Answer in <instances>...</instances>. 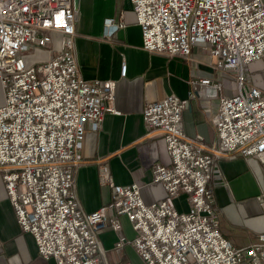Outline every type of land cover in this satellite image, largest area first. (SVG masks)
I'll list each match as a JSON object with an SVG mask.
<instances>
[{
    "label": "built area",
    "instance_id": "built-area-1",
    "mask_svg": "<svg viewBox=\"0 0 264 264\" xmlns=\"http://www.w3.org/2000/svg\"><path fill=\"white\" fill-rule=\"evenodd\" d=\"M149 53L190 60L196 45L209 47L215 70L239 72V93L221 96L222 85L201 80L220 105L211 124L218 142L208 151L186 136L184 101L172 94L148 103L143 120L160 131L169 165L154 167L164 199L147 204L138 184L117 185L107 166L99 181L112 190L110 206L87 213L75 175L88 127L98 131L114 107L117 82L87 81L73 53L74 0H0V170L23 232L38 253L57 264H106L99 235L120 231L119 217L133 225V244L146 264H264V233L236 247L221 231L210 181L215 159L239 153L264 168V91L244 89V69L264 57V0H131ZM125 27L123 17L106 20L104 36ZM59 40L46 64L29 65L24 55ZM127 66L121 75L126 77ZM193 96L192 92L189 93ZM187 196L180 212L174 200ZM264 210V192L259 198ZM112 208L116 217L108 220ZM120 240L117 249L122 250Z\"/></svg>",
    "mask_w": 264,
    "mask_h": 264
},
{
    "label": "crops",
    "instance_id": "crops-1",
    "mask_svg": "<svg viewBox=\"0 0 264 264\" xmlns=\"http://www.w3.org/2000/svg\"><path fill=\"white\" fill-rule=\"evenodd\" d=\"M77 13L76 36L73 53L80 73L87 81L113 80L117 82L115 109L119 115L106 114L98 131L88 127L82 149L80 165L75 175L76 191L87 213L110 206L112 190L99 181L105 166L117 185L138 184L145 203L164 199L165 189L154 181V167L169 165L163 133L151 134L143 120V111L150 102L160 101L174 94L186 104L182 127L188 137L206 151L218 142V134L211 124L217 114L219 98L208 96L201 80L210 79L222 85L221 96L234 97L239 93V72L226 66L215 70V59L209 47L196 45L190 60L168 58L147 52L142 47V31L137 24L131 0H79L74 6ZM123 17L125 27L110 38L104 36L106 20ZM127 74L122 77V66ZM244 89L264 91V57L244 69ZM192 92L193 96L189 93ZM0 101V106L3 104ZM210 188L215 209L220 214L221 231L236 247L252 244L264 233V210L259 200L264 192V168L252 158L239 153L215 159ZM254 199V200H253ZM252 200L263 215L256 223L260 228H242L239 232L229 228L230 209L243 201ZM180 212L189 208L187 196L173 201ZM108 220L116 217L110 208ZM120 231L108 228L99 240L105 252L106 264H146L137 253L133 240L136 232L125 216L119 217ZM120 240L122 250L117 249ZM0 264H57L38 253L34 238L23 232L10 202L0 170Z\"/></svg>",
    "mask_w": 264,
    "mask_h": 264
},
{
    "label": "rangeland",
    "instance_id": "rangeland-1",
    "mask_svg": "<svg viewBox=\"0 0 264 264\" xmlns=\"http://www.w3.org/2000/svg\"><path fill=\"white\" fill-rule=\"evenodd\" d=\"M59 48V40L55 39L54 45L52 47L32 50L24 55L23 58L28 62L29 65L46 64L52 60L53 54L57 52ZM3 98L4 92L0 84V101L3 100ZM258 208V205H255L252 200L241 202L238 208L233 205L230 211L235 221L231 220L225 211L226 217L229 219L228 227L234 229L233 231L236 233L242 228L244 229L250 227H253L252 231H257L260 228V225L256 222L259 218H263L261 212H258Z\"/></svg>",
    "mask_w": 264,
    "mask_h": 264
},
{
    "label": "water",
    "instance_id": "water-1",
    "mask_svg": "<svg viewBox=\"0 0 264 264\" xmlns=\"http://www.w3.org/2000/svg\"><path fill=\"white\" fill-rule=\"evenodd\" d=\"M74 4L76 7L79 6V0H74Z\"/></svg>",
    "mask_w": 264,
    "mask_h": 264
},
{
    "label": "trees",
    "instance_id": "trees-1",
    "mask_svg": "<svg viewBox=\"0 0 264 264\" xmlns=\"http://www.w3.org/2000/svg\"><path fill=\"white\" fill-rule=\"evenodd\" d=\"M221 219V218H220ZM227 238V237H226Z\"/></svg>",
    "mask_w": 264,
    "mask_h": 264
}]
</instances>
